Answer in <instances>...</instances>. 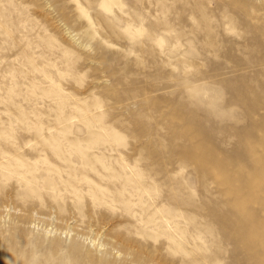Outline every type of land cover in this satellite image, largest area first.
<instances>
[{
  "label": "rangeland",
  "instance_id": "374dc122",
  "mask_svg": "<svg viewBox=\"0 0 264 264\" xmlns=\"http://www.w3.org/2000/svg\"><path fill=\"white\" fill-rule=\"evenodd\" d=\"M0 264H264V0H0Z\"/></svg>",
  "mask_w": 264,
  "mask_h": 264
}]
</instances>
